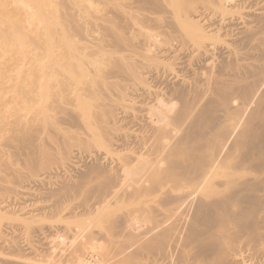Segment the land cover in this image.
I'll list each match as a JSON object with an SVG mask.
<instances>
[{
	"label": "bare ground",
	"instance_id": "1",
	"mask_svg": "<svg viewBox=\"0 0 264 264\" xmlns=\"http://www.w3.org/2000/svg\"><path fill=\"white\" fill-rule=\"evenodd\" d=\"M8 1L2 2V8ZM11 1L16 5L12 12L0 10L2 53L14 47L12 38H22L29 24H50L41 15L33 0ZM40 1L41 7L52 9L51 1ZM147 2L149 5L144 10L145 17L128 11V22L124 25L128 28L127 31L130 30L127 33L130 35L129 38L127 36L128 41H133L134 38H130L135 35L140 39L139 43L138 40L135 43L133 41L134 45L138 44L135 48L133 43L130 45L132 48L129 46V51L139 53L138 63L133 59L135 56L131 55V58L127 52L122 63L119 59L118 63H121L126 80L124 73L122 75L120 72L119 75L123 76L125 82L127 77L129 78L126 85L121 82L125 86L119 92L117 87L121 84L117 86L115 82L119 77H114L116 80L113 79V82L119 92L118 95L115 94V98H111L114 94L108 90L114 84L109 87L108 84L104 85L108 88L107 91L113 94L110 99L107 98L111 103L105 101L108 106L112 104L111 108H114L113 112L110 108V116L107 115L111 130H108V133V128H104L107 137L99 134L103 133L102 129L94 136L98 135L97 142L106 148V154L100 156L102 152L97 148L96 151L100 154H93L89 161L81 165L82 169L76 166L77 162L75 164V158L79 156L77 150L74 152L75 147L64 158H60L58 171V168L49 166L51 157L55 158L47 152L45 157L40 158L39 154L35 156L39 157L38 159L30 162L29 169L32 173L28 176L20 175L23 178L10 182L0 174V264H37L35 259L42 256L45 249L46 255L49 252V258L40 260L38 264H244L241 251L243 249L251 251L253 256L264 255V0ZM161 13L165 14L163 19L154 17ZM47 29L50 31V25ZM65 33L64 31L63 34ZM90 33L92 32H89V35ZM96 36L99 38L98 34ZM66 40L69 42L68 37ZM122 40H125V36ZM111 41L109 42L112 43ZM116 41L114 40L119 48L122 42L119 40L121 45H118ZM68 45L73 46V43ZM87 46L92 48V45ZM80 49L79 47L78 50ZM63 52L61 51L60 55ZM65 55L60 57L63 59ZM93 56L95 58V53ZM84 57L81 62L85 64ZM66 60L67 58L63 63ZM116 62L114 64H117ZM70 64H67V70ZM81 66L77 68L81 70ZM116 69L119 72L118 68ZM55 70L57 71V68ZM82 70H85L84 67ZM62 72L60 74L64 75ZM61 75L59 76L64 77ZM65 79L66 77L63 82L61 78L64 83H61L62 86L65 85L61 89L69 82L71 84V80L65 84ZM87 79L85 78V81ZM55 83H52L53 87ZM73 83L74 87L83 86H80V81H72V85ZM99 88L95 87V90L93 86L92 97L99 98ZM71 89L73 88L70 87L69 90ZM65 91L66 88L62 94ZM54 92L57 93L56 89ZM81 93L83 95V92ZM86 93L84 94L88 98ZM57 94L55 95L59 98L60 94ZM65 99L62 102L67 104ZM93 99L95 101V98ZM69 100L74 99L70 97ZM50 101L47 102L51 104ZM102 103L99 104L103 105ZM99 104H96L98 110ZM81 105L82 110L87 111L89 105ZM54 107L61 108L58 105ZM76 108L79 113L78 107ZM48 109L50 114L56 111ZM33 111L35 113L36 110ZM44 112L45 110L42 113ZM77 112L75 116L79 117ZM45 113L44 117L47 115L48 119V114ZM64 114L61 113L63 117L70 113ZM38 115L41 116L37 113ZM53 116L56 115L53 113ZM99 116L102 114L99 113ZM50 117L48 120H55ZM69 117L72 121L71 114ZM83 120L84 118L82 122L85 121ZM39 121L40 117L37 122ZM45 125L43 124L47 131L49 122L47 129ZM68 125L65 127H69ZM77 126L78 124L76 128ZM78 127L83 129V126ZM60 131L59 135L56 130L59 138L62 134V130L58 132ZM67 131L69 129L64 132ZM77 138H80L81 142L84 141L80 136ZM56 143L57 146L60 144L58 140ZM40 148L42 150L43 147ZM63 148L65 151L68 147ZM83 148L85 149V146ZM90 148L92 147H89L91 151ZM53 149L52 147V151ZM102 151L104 152L103 149ZM87 153L89 152L84 153V158ZM48 212L57 218L58 224L32 226V222L42 216V213L45 217ZM41 238L47 239L46 243L42 240L45 247L37 241ZM66 239L70 240L72 247L69 252L65 247L66 242L63 241ZM32 259L37 262H32ZM53 259L55 260L52 261Z\"/></svg>",
	"mask_w": 264,
	"mask_h": 264
},
{
	"label": "rangeland",
	"instance_id": "2",
	"mask_svg": "<svg viewBox=\"0 0 264 264\" xmlns=\"http://www.w3.org/2000/svg\"><path fill=\"white\" fill-rule=\"evenodd\" d=\"M4 0H0V10H2V9H4V10H6V11H9V12H12L13 10H14V8H16V5L14 4V2H12L11 0H9L6 4H5V6H4V8H2L3 7V5H2V2H3ZM34 1V4L36 5V7H38V9H39V11L42 13L41 15H43L48 21H49V23L50 24H45V23H40V24H35V23H31V24H29L28 26H27V28L24 30L25 32H24V34H23V37L22 38H12V40H11V42H13V48L11 49V50H9V51H5V53H2V52H0V174H3L4 176H5V178H6V180L8 179V180H10V182H14V180L15 181H17L18 179H21V178H23V177H21V176H24V175H30L31 173H32V171H30V169H29V167H30V162L31 161H34L35 159H38L37 157L35 158V156H37V155H39V156H41L40 158H42V157H45V155H48V153L50 154V155H54V158L56 159H53V157H51V159H52V162L51 163H49V166L50 167H55L56 169L58 168V171H59V167H60V158H64L67 154H68V152H70L71 150H73L75 147V149H74V152H75V150H77V152L79 153L78 155V157L77 158H75V159H77V160H75V164H76V162H77V165L76 166H78L79 168H82L83 166H81V165H84L85 164V162H87V161H89L90 160V157L92 158V156H94L96 153L99 155L101 152L103 153V155H102V153H101V155L100 156H104L105 154H106V148L105 147H103L99 142H97V137H98V135H97V137L96 136H94L95 134H97V132H98V130L101 132V129H102V132L103 133H99V134H103L105 137H107V131L108 130H111V125L109 124V117L108 116H110V113H111V110H112V112H113V109L114 108H111V106H112V104H110V106H108L109 104H106V103H111L110 101L108 102V99H110L109 97L111 96V95H113L111 98H115L116 96H115V94L116 95H118V93L121 91V90H123V88H124V86L127 84V82H128V78L129 77H127V82H125V80H126V74H125V72L123 71V69L121 68V63H122V61H123V59H124V55L126 54V52H127V54L129 53V55H130V57L131 58H133L132 56H135L133 59H135V61L138 63V58H139V53L137 52V51H135V54H134V52L132 51H129L130 50V47L132 48V46H134V48H135V46H137L138 44L137 43H139V38L138 37H132V39L130 38V40H133V38H134V43L135 42H137V40H138V42L136 43V45H134V43H133V41H128L129 39V36H128V32L130 31V30H128L127 31V29L128 28H126L124 25H126L127 24V22H128V11H132L133 12V14H136V15H140L142 18L143 17H145L143 14L145 13V8L147 7V5H149L148 4V0H48V1H51L52 2V9H50V8H48V7H41V5H42V3H41V1L40 0H33ZM49 9V10H48ZM164 13H161V14H156L154 17H156L157 19H163V17H164ZM153 16V15H152ZM74 17V18H73ZM83 19H84V21H83ZM70 21V22H69ZM77 21V22H76ZM83 21V22H82ZM91 21H93V22H91ZM75 22V23H74ZM99 22V23H98ZM109 22V23H108ZM118 22V23H117ZM122 22V23H121ZM95 23V24H94ZM111 23V24H110ZM126 23V24H125ZM45 24V25H44ZM69 24H71V25H69ZM89 25V27H88V25ZM90 24H91V26H90ZM119 24V25H118ZM121 24V25H120ZM49 25H50V31L47 29L48 27H49ZM67 25H68V27H67ZM78 25V26H77ZM102 25V26H101ZM107 25V26H106ZM109 25H111V26H109ZM115 25V26H114ZM76 27V29H75V27ZM92 26H94V27H92ZM117 26H119V27H117ZM4 27V26H3ZM106 27V28H105ZM128 27V26H127ZM5 28V27H4ZM70 30H69V29ZM71 28H73V29H75L74 31H73V29H71ZM79 28V29H78ZM81 28V29H80ZM88 28V29H87ZM103 28H104V30H103ZM120 28V29H119ZM122 28V29H121ZM126 28V29H125ZM60 29V30H59ZM84 29H85V32H84ZM86 29H87V31H86ZM92 29L94 30V31H92ZM97 29V30H96ZM101 29V30H100ZM116 29H117V31H116ZM126 31H124V30ZM80 30V31H79ZM95 30H96V32H95ZM106 30V31H105ZM111 30V31H110ZM119 30V31H118ZM64 31L66 32L65 34H67V33H69V31H70V33L69 34H67V37L69 38V42H68V40H66L67 39V37L65 36V34H63L64 33ZM79 31V32H78ZM81 31H83V32H81ZM103 33H102V32ZM105 31V32H104ZM112 31H114V32H116V33H114V32H112ZM122 31V32H121ZM60 32H61V34H60ZM73 32V33H72ZM89 32H92V33H90V35H92L93 36V38H91L92 36H90L89 35ZM112 32V33H111ZM127 34H125V33ZM135 32V31H134ZM133 32V33H134ZM79 33V34H78ZM84 33V34H83ZM93 33H95L94 35H93ZM98 34V37L99 38H97V34ZM102 33V34H101ZM108 34V36H106L107 34ZM74 34V35H73ZM76 34V35H75ZM111 34H113V35H111ZM115 34V35H114ZM124 34V35H123ZM135 34V33H134ZM61 35V36H60ZM70 35H71V37H70ZM90 37H89V36ZM103 35V36H102ZM110 35V36H109ZM117 35H118V37H117ZM120 35V36H119ZM122 35V36H121ZM63 36H65L64 38H63ZM75 36V37H74ZM86 36H88V37H86ZM104 36H106V37H108V38H106V37H104ZM117 38H116V37ZM124 36H125V40L127 39V41L125 42V40H122V37H123V39H124ZM127 36H128V38H127ZM82 37H83V39H82ZM96 38V40H97V42H96V40H94L95 38ZM103 37V38H102ZM114 38V40L116 41V42H118L117 44L118 45H121L119 48H118V46L116 45V43L114 42V40L113 39H111V38ZM63 38V39H62ZM71 38V39H70ZM74 39V41H73V39ZM77 38V39H76ZM82 40H81V39ZM91 38V39H90ZM119 38H121V39H119ZM60 39V40H59ZM79 39V40H78ZM86 39V40H85ZM101 39V40H100ZM106 40L105 42L103 41V40ZM72 40V41H71ZM83 40H84V42H83ZM89 40H90V42H89ZM93 40H94V42H96V44L93 42ZM111 41L112 43H110L109 41ZM122 42H120V41ZM136 40V41H135ZM62 41V42H61ZM65 41V42H64ZM71 41V42H70ZM76 41H78L77 43H76ZM79 41H80V43H79ZM86 41H88V42H86ZM92 41V42H91ZM99 41H100V43H99ZM103 43H102V42ZM107 41H108V44H107ZM123 41H124V43H123ZM65 43V45H64V43ZM115 44H114V43ZM119 42L121 43V44H119ZM130 44H129V43ZM66 43H73V46L72 45H68V44H66ZM77 44V46H75L76 44ZM82 43V44H81ZM83 43H87L89 46L90 45H92V48L90 47H88L87 46V44H84L83 45ZM104 43H106V44H104ZM133 43V44H132ZM62 44H63V46H62ZM75 44V45H74ZM96 46H95V45ZM102 45L103 46V48H102V46H99V45ZM129 44V45H128ZM132 44V46H130ZM61 45V46H60ZM67 45V46H66ZM81 45H82V47H81ZM111 45H113V46H111ZM124 45V46H123ZM127 45H128V50L126 49L127 48ZM70 46H71V48H70ZM85 46V47H84ZM87 46V47H86ZM99 46V47H98ZM106 46V47H105ZM130 46V47H129ZM63 48V50H61L62 48ZM68 47V48H67ZM75 48V49H73V48ZM77 47V48H76ZM81 48L80 50H78V48ZM84 47V48H83ZM110 47V48H109ZM117 48V49H115V48ZM93 48H95V49H93ZM104 48H106V49H104ZM111 48H113V50L111 49ZM121 48H123V49H121ZM125 48V49H124ZM58 49L59 50H61L62 52L64 51V50H67L66 52L64 51L61 55H65V53H66V55H65V58H67V60H69V61H72V62H67L66 63V61L63 63V61H64V59L65 58H63L62 59V57H60L61 55H60V53H61V51H58ZM87 49V50H86ZM89 49V50H88ZM90 49H92V50H90ZM97 49V50H96ZM103 50V51H101V50ZM108 49H109V52H108ZM70 50V51H69ZM76 50V51H75ZM106 50V51H105ZM111 50V51H110ZM116 50V51H115ZM121 50H123V52L121 51ZM73 51V52H72ZM78 51H80L81 53H79ZM85 51H88L87 53L85 52ZM94 51H96V52H94ZM101 51V52H100ZM70 54H69V53ZM77 54L78 53V55L76 56L75 55V53ZM83 52H85V53H83ZM120 52V53H119ZM58 53H59V56H58ZM88 53H89V55H88ZM94 53H95V58H96V60H95V58H94ZM96 53H98V54H96ZM107 53H108V55H107ZM132 53V54H131ZM69 54V55H68ZM102 56H100V55ZM113 54H115V55H113ZM118 54H119V56H118ZM121 54H123V56L121 55ZM127 54H126V56H127ZM71 55V56H70ZM80 55V56H79ZM84 55H85V57H84ZM103 55H104V57H103ZM107 55V56H106ZM112 55V56H111ZM120 55H121V57H120ZM128 55V56H129ZM132 55V56H131ZM67 56V57H66ZM109 56V57H108ZM58 57L59 58H61L63 61H61V59H58ZM70 57H72V59L70 58ZM81 57H82V60H81ZM83 57L85 58L84 59V61H85V64H84V62L82 63L81 61H83ZM100 57V58H99ZM111 57V58H110ZM113 57H115V58H113ZM117 57H119V58H117ZM78 58V59H77ZM102 58V59H101ZM106 59V61H105V59ZM119 59H120V64L118 63V61H119ZM57 60H59V62L57 61ZM74 60H76V61H74ZM77 60H79L80 61V63H81V65H80V63H77V62H79V61H77ZM100 60V61H99ZM114 60V61H113ZM104 61V62H103ZM107 61H109V62H107ZM117 61V62H116ZM139 61H140V59H139ZM87 62V63H86ZM99 62V63H98ZM117 63V64H114V63ZM66 63V64H65ZM70 64V65H68V69L70 70H67L66 68H67V64ZM95 63V64H94ZM111 63V64H110ZM63 64V65H62ZM64 64L66 65V66H64ZM79 64V65H78ZM83 64H84V66H83ZM99 64V65H98ZM109 64V65H108ZM113 64V65H112ZM50 65V66H49ZM79 67V66H81V70H79L80 68H77V66ZM86 65V66H85ZM94 65H95V67H94ZM106 65V66H105ZM117 65H118V67H117ZM75 66V67H74ZM88 66V67H87ZM97 66V67H96ZM104 67V69H102L103 67ZM109 66V67H108ZM115 66V67H114ZM45 67H47L46 69H45ZM51 67V68H50ZM54 67V68H53ZM63 67V68H62ZM73 67V68H72ZM83 67H84V69L85 70H82L83 69ZM85 67H87V68H85ZM99 67L101 68V69H99ZM52 69L53 68V70H50V69ZM57 68V71L55 70L54 71V69H56ZM76 68V69H75ZM90 68V69H89ZM109 68H113L112 70L111 69H109ZM116 68H118V71L119 72H117V69ZM58 69H59V72H58ZM88 69V70H87ZM94 69V70H93ZM97 69H98V71H97ZM108 69V70H107ZM50 70V71H49ZM63 70H65V71H63ZM77 70V71H76ZM90 70V71H89ZM100 70V71H99ZM102 70V71H101ZM105 70H107V73H106V71ZM111 70V71H110ZM46 71L48 72V73H50V74H48V73H46ZM63 71V72H62ZM75 71H76V73H75ZM93 71L95 72V73H93ZM109 71V72H108ZM45 72V73H44ZM53 72V73H52ZM54 72H56V73H54ZM64 73V77H66V79H65V84H67L66 82H69V80H71V84H70V82H69V84H67L66 85V90L67 91H65L63 94H62V92L65 90V88L64 89H61V87H64L65 85H63L62 86V84H64V83H62L61 82V78H62V80H63V78L64 77H60L59 75H61L60 73ZM67 72V73H66ZM99 72V73H98ZM120 72H121V74L122 73H124V77H125V80H124V78H123V74L122 75H119L120 74ZM51 73H52V76H51ZM59 73V74H58ZM71 73H73V74H71ZM75 73V74H74ZM105 73V75H103ZM47 74H48V79H47ZM58 74V75H57ZM86 74V75H85ZM56 75V76H55ZM61 75V76H62ZM67 75V76H66ZM68 75H70V77L68 76ZM71 75H72V77H71ZM75 75H76V77H75ZM80 75V76H79ZM85 75V76H84ZM42 76H43V78H42ZM51 77V79H50V77ZM57 76H58V78H57ZM93 76H94V79H93ZM110 76V77H109ZM113 78H112V77ZM121 79H119L118 77ZM45 77V78H44ZM83 77V78H82ZM87 77H88V79H87ZM91 77V78H90ZM96 77V78H95ZM117 77L118 79H119V81H118V79L116 80L115 78ZM122 77V78H121ZM59 78H60V80H59ZM85 78L87 79L86 81H85ZM98 78V79H97ZM111 78V79H110ZM56 79V80H55ZM78 79V80H77ZM91 79V80H90ZM113 79L114 80H116L115 82L117 83H115V82H113ZM123 79V80H122ZM51 80H52V82H51ZM55 80V81H54ZM60 81V82H58V81ZM89 80H90V82H89ZM96 80V81H95ZM101 80H104V81H101ZM108 80L110 81V82H108ZM43 81V82H42ZM47 81H49V82H47ZM54 81V82H53ZM72 81H80L81 82V84H80V86L83 84V86L82 87H79V85L75 88L74 87V83H73V85H72ZM92 81V82H91ZM93 81H95V82H93ZM106 81H107V83H106ZM51 82V84H49ZM56 82V83H55ZM63 82H64V80H63ZM83 82V83H82ZM112 82V83H111ZM121 82H125V85H123ZM48 83V84H47ZM52 83H55L54 84V87H53V84ZM62 83V84H61ZM88 83V84H87ZM93 85H92V84ZM96 83H98V84H96ZM103 83V84H102ZM45 86H44V85ZM58 84H61L60 86L58 85ZM87 84V85H86ZM91 86H90V85ZM97 86H96V85ZM108 84V85H107ZM111 84H114V85H112L109 89L106 87V86H104V85H107L108 87L111 85ZM118 86L119 84H121V85H119L118 87L116 86V85ZM47 85V86H46ZM50 85H51V87L52 88H50ZM69 85V86H68ZM73 87H72V86ZM84 85H85V88H84ZM89 85V86H88ZM98 85H101V86H99L98 87ZM58 86V87H57ZM68 86V87H67ZM86 86H87V88H86ZM93 86H94V89H95V87H96V89L97 88H99L100 89V95H99V98L98 97H92V89H93ZM118 89H120L119 90V92H117V88ZM121 86V87H120ZM46 87V88H45ZM59 87H60V92H58V90H59ZM73 88V89H71V90H69V88ZM79 87V88H78ZM88 87H90L91 88V91H90V88H88ZM103 89H102V88ZM45 88V89H44ZM54 88V89H53ZM104 88H106V89H104ZM116 88V89H115ZM51 89L53 90V91H51ZM55 89H56V92L57 93H59V94H57V93H55L54 91H55ZM78 89H80V90H78ZM88 89V90H87ZM93 89V90H94ZM95 89V90H96ZM107 89L109 90V91H112V93L113 94H110V92L109 91H107ZM112 89H114V90H112ZM63 90V91H62ZM73 90V92L71 93V91ZM82 90V91H81ZM71 93V96L69 95L70 93ZM102 91V92H101ZM81 92H83V95H82V93ZM85 92H87L86 94H88V98H87V96L84 94ZM108 92V93H107ZM115 92H117V93H115ZM67 93V94H66ZM69 93V94H68ZM76 93V94H75ZM90 93H91V97H89L90 96ZM105 93V94H104ZM106 93H107V96H106ZM55 94H57V95H59V98H58V96L56 97V95ZM78 94V95H77ZM103 94H104V96L106 97H103ZM47 97H45V96ZM65 95H67V96H65ZM74 95H76V96H74ZM80 95V96H79ZM109 95V96H108ZM53 96V97H52ZM55 96V97H54ZM66 97V99L64 98V97ZM68 96H70V97H72V99H76L75 101L74 100H69L70 99V97H69V99H67L68 98ZM101 96V97H100ZM52 97V98H51ZM61 97H63V99H65V103H67V104H64L63 102H64V100L62 99L61 100ZM74 97V98H73ZM76 97V98H75ZM79 97V98H78ZM33 98V99H32ZM46 98V99H45ZM49 98V99H48ZM56 99V101H55V99ZM90 98V99H89ZM93 98H95V101H93L94 99ZM97 98H98V103L96 102L97 101ZM103 98V99H102ZM108 98V99H107ZM28 99H30L29 101H27ZM59 99V100H58ZM93 99V100H92ZM34 100V101H33ZM37 100V101H36ZM51 100V101H50ZM54 100V101H53ZM77 100H78V102H77ZM104 100V101H103ZM25 101V102H24ZM27 101V102H26ZM40 101V102H39ZM46 101V102H45ZM50 101L51 102V104H49L48 102ZM61 101V102H60ZM63 101V102H62ZM68 101H70V102H68ZM74 101V102H73ZM89 103H88V102ZM93 101V103H91ZM105 101H106V103H105ZM31 102V103H30ZM39 102V103H38ZM43 102H45V103H47V104H45V103H43ZM53 102H55V103H53ZM102 103L103 105H100L99 103ZM28 103V104H27ZM29 103H30V105H33V106H30L29 105ZM32 103H34V104H32ZM42 103V104H41ZM60 103H63V104H60ZM69 103V104H68ZM86 104V105H91L90 107L88 106V109H87V111H85L84 112V110H82V106L83 105H81V104ZM91 103V104H90ZM24 104H25V106H24ZM37 104V105H36ZM43 104H44V106H43ZM52 104H53V107H54V105H58V106H62L61 108H58L59 109V111H58V109H56V107H54V109L57 111V113H58V116H57V113H56V111L54 110V109H52L53 107H52ZM71 104V105H70ZM93 104L95 105V106H93ZM96 104H99V106H100V110H98L99 109V107H97V105ZM106 104V105H105ZM23 105V106H22ZM46 105V106H45ZM50 105L51 107H48V106ZM68 105V106H67ZM69 105H70V107H69ZM72 105H75V107L74 106H72ZM79 105V106H78ZM105 105V106H104ZM26 106H27V108H26ZM28 106H29V109H28ZM67 106V107H66ZM32 107V108H31ZM43 107V108H42ZM50 108L51 109V111H55V112H53L56 116H57V118H56V116H53V113L51 112V114L49 113V109L47 110V108ZM73 107V108H72ZM76 107H78V109H79V113L75 110V109H77ZM103 107H106V109L105 108H103ZM31 108V109H30ZM36 108V109H35ZM39 108V109H38ZM41 108V109H40ZM67 108V109H66ZM69 108V109H68ZM72 110H71V109ZM81 108V109H80ZM90 108H92V109H90ZM96 108H98V109H96ZM108 108V109H107ZM110 108H111V110H110ZM94 109V111H92ZM33 110H36L35 111V113H34V111ZM45 110V112L46 111H48V112H44L45 114H48V119H49V115H51V117H52V119L53 118H55V120H48L47 119V115H45V117H44V113H42L43 111ZM60 110H62L61 112H60ZM65 110V111H64ZM68 110H70V111H68ZM90 110V111H89ZM106 110V111H105ZM33 111V112H32ZM40 111V112H39ZM74 111V112H73ZM81 111H83V113L81 112ZM39 113L41 116H42V118H41V116H37V113ZM70 113L71 114V117H72V121L70 120L71 118L69 117V115L70 114H66V116H64L63 117V115H61V113L62 114H64V113ZM73 112V113H72ZM76 112L78 113V115H79V117L78 116H75L76 115ZM87 112H89V113H87ZM109 112V113H108ZM75 113V114H74ZM99 113L100 114H102V116H103V119H102V121L104 120V122H102L101 121V118H102V116H99ZM80 114H81V116H80ZM93 114V115H92ZM97 114V115H96ZM34 115V116H33ZM59 115H61V118H60V116ZM65 115V114H64ZM87 115V116H86ZM89 115H91L90 116V118H88V116ZM94 115H95V117H94ZM108 115V116H107ZM36 116H37V118H36ZM34 117H35V119H34ZM38 117H40V121L39 122H37L38 121ZM50 117V118H51ZM75 117V118H74ZM78 117V118H77ZM84 118V122L86 123V125H88L87 124V121H89L88 123L90 124V125H88L87 127H86V125L84 126V122H82V119ZM87 117V118H86ZM45 118V119H44ZM64 118V119H63ZM70 118V119H69ZM92 118V119H91ZM97 118H99V119H97ZM42 119V120H41ZM73 119H75V120H73ZM88 119V120H87ZM105 119H106V122L107 123H105ZM37 120V121H36ZM43 120H45V121H43ZM56 120H59V122L58 121H56ZM81 120V121H80ZM94 120V121H93ZM99 120V121H98ZM108 120V121H107ZM44 123H43V122ZM49 122V125H48V122ZM53 121V122H52ZM55 121L57 122V123H55ZM62 121V122H61ZM72 122V124H70L71 122ZM75 123H74V122ZM42 124H41V123ZM52 122V123H51ZM68 123V124H70V125H68V124H66V123ZM70 122V123H69ZM79 122V123H78ZM94 122V123H93ZM45 123H46V125H45ZM66 124V125H68L69 127H65L66 125H63V124ZM74 123V124H73ZM78 124V126H83L82 128L83 129H81L80 130V128L77 126V128H76V125ZM82 123V124H81ZM96 123V124H95ZM31 124V125H30ZM43 124L45 125V128L47 127V125H48V130L46 131L45 129H44V126H43ZM53 125V127H51L52 125ZM58 124V126H56V125ZM61 124H62V126H61ZM98 124V125H97ZM100 124V125H99ZM104 124V125H103ZM74 125V126H73ZM96 125V126H95ZM103 125V126H102ZM32 126H34V127H32ZM61 126V127H60ZM71 126V127H70ZM92 126H95V128L94 127H92ZM99 126V127H98ZM102 126V127H101ZM107 126V127H106ZM55 127H57V128H55ZM62 127H64V128H66V129H64V128H62ZM76 128V130H73V129H75ZM42 128V129H41ZM46 128V129H47ZM52 128H53V130H52ZM59 128V129H58ZM70 128H72V129H70ZM89 128V130H87V129ZM93 128H94V130H93ZM104 128H108L107 129V131H106V129L104 130ZM44 129V130H43ZM69 129V131H67V132H64V131H66V130H68ZM56 130H57V133H59V135H60V133H61V131L60 132H58L59 130H62V134H61V136H60V138H59V136H58V134L56 133ZM71 130H72V132H71ZM79 130V131H78ZM97 130V131H96ZM40 131V132H39ZM49 131H52V132H50L49 133ZM75 131H76V133H75ZM81 131H83L84 132V134H83V132H81ZM93 131V132H92ZM106 131V132H105ZM55 132V133H54ZM92 132V133H91ZM110 131H108V133H109ZM53 133V134H52ZM86 133H87V136H86ZM57 135V136H55V135ZM70 134V135H69ZM74 134V135H73ZM78 134H80V135H78ZM93 134V136H91ZM64 135V136H63ZM73 135V136H72ZM75 135H77V136H75ZM90 135V136H89ZM100 135V136H101ZM102 135V136H103ZM38 136H40V137H38ZM68 136H70V137H72V139L70 138V137H68ZM81 137V140H83L84 139V141L83 142H81L79 139L80 138H77V137ZM90 138H89V137ZM43 137L45 138V139H43ZM74 137V138H73ZM85 137H87V138H85ZM93 137H95V138H93ZM57 138V139H56ZM61 140V142H62V145H61V142H59L60 140ZM63 138H65V141H63ZM68 138V139H67ZM75 138H77V141H76V143L74 142L76 139ZM53 139V140H52ZM71 139V140H70ZM74 139V140H73ZM88 139V140H87ZM91 139H92V141H91ZM44 140V141H43ZM45 140H47L48 142H46ZM57 140H58V143H60V144H58V146H57ZM66 140H68V143H66ZM87 140V141H86ZM94 140H96V141H94ZM38 141H41V143L40 142H38ZM42 141H43V144L45 145V144H47V145H43L42 144ZM69 141H71V142H69ZM73 141V142H72ZM80 141V142H79ZM88 142L87 143V146H86V142ZM50 142H52L53 144H51ZM55 142V143H54ZM92 142H94L93 144H92ZM49 143V144H48ZM67 144V146H65L66 144ZM73 143V144H72ZM82 143H83V145H84V143H85V149L83 148L84 146L82 145ZM90 143V144H89ZM41 144H42V146H41ZM56 144V145H55ZM65 144V145H64ZM68 144H70L71 145V148L69 149V147H70V145L68 146ZM76 144V145H75ZM90 146H89V145ZM91 144H92V146H91ZM37 145V146H36ZM39 145V146H38ZM48 145H50L51 147H47ZM73 145H74V147H73ZM80 145H82V146H80ZM62 146V147H61ZM78 146H80L82 149H80V147H78ZM97 146V147H96ZM36 147V148H35ZM40 147H45L44 149L42 148V150H41V148ZM52 147L54 148L53 149V151H52ZM63 147H65V149L67 148L68 149V151H67V149L64 151V148ZM89 147H92L93 148V150H92V148H90L91 149V151H95V152H91L90 150H89ZM94 147H96V149L94 148ZM59 148V150H56V149H58ZM61 148V149H60ZM77 148H79V149H77ZM88 150H87V149ZM97 148L98 149H100V150H98V151H96L97 150ZM46 149L48 150V151H46ZM51 149V150H50ZM63 149V150H62ZM95 149V150H94ZM102 149L104 150V152L102 151ZM43 150H45V151H43ZM54 150H56V151H54ZM83 151V153H82V151ZM89 152V153H87L86 155H87V157H89V158H87V157H83V156H85L84 155V153H86L87 151ZM44 153V155H43V153ZM58 151V152H57ZM63 152V154L61 153V152ZM86 151V152H85ZM48 152V153H47ZM42 153V154H41ZM54 153V154H53ZM58 153V154H57ZM65 153V154H64ZM83 154V155H81V154ZM61 154H62V157H61ZM94 154V155H93ZM55 155H57V156H55ZM59 155H60V157H59ZM81 155V156H80ZM89 155H91V156H89ZM97 155V156H98ZM96 156V155H95ZM83 157V158H82ZM81 158V159H80ZM86 158H87V160H86ZM33 159V160H32ZM50 159V160H51ZM82 159H85V161L84 160H82ZM59 160V161H58ZM53 161H56L57 163H55V162H53ZM78 161H79V163H78ZM81 161V162H80ZM53 163H55L54 165H52ZM51 164V165H50ZM56 165V166H55ZM58 166V167H57ZM83 169V168H82ZM30 171V172H29ZM36 171V170H35ZM34 171V172H35ZM38 171H39V169H38ZM21 175V176H20ZM21 177V178H20ZM51 212H48V213H45V217H44V213H42V216H39L34 222H32V226H35V225H46L47 223L49 224H58V221H57V218L55 217V216H51V214H50ZM48 214H49V218H47L48 217ZM53 215V214H52ZM47 216V217H46ZM53 217V218H52ZM56 219H55V218ZM39 220V221H38ZM37 221V222H36ZM57 221V222H56ZM43 222V223H42ZM54 222V223H53ZM45 223V224H44ZM34 224V225H33ZM30 225H31V223H30ZM75 230V229H74ZM75 231H73V233H74ZM70 233H72V231L70 232ZM79 238H81V235H79L78 236ZM77 237V238H78ZM78 238V239H79ZM49 239V238H48ZM42 240H45V239H43V238H41L40 240L38 239L37 241H39L41 244H43L42 246L43 247H45V244L44 243H42ZM47 240V239H46ZM46 240H45V243H46ZM63 241H65L64 243L66 244V249H68V252H69V248L71 249L72 247H71V243L69 242L70 240H68V239H66V240H63ZM44 242V241H43ZM69 243V244H68ZM63 245V244H62ZM68 245V246H67ZM70 245V246H69ZM64 246V245H63ZM47 248V247H46ZM44 250V249H43ZM48 251V250H47ZM242 251V254L244 255V264H264V255H260V256H253V255H251L252 254V252L251 251H249V250H246V249H243V250H241ZM44 254L42 255V256H44L43 258H42V256H37V259H35V260H37V261H35L34 259H32V260H30V261H32V262H37V264L38 263H40L41 261H44V260H42V259H48L49 257H48V253L49 252H47V255H46V249L44 250ZM36 258V257H35ZM39 259V260H38ZM50 259H52V258H50ZM41 260V261H40ZM55 259H53L52 261H54ZM46 264H50V263H46ZM63 264V263H62Z\"/></svg>",
	"mask_w": 264,
	"mask_h": 264
}]
</instances>
